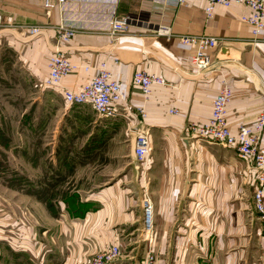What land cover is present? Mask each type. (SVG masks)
<instances>
[{
  "label": "crops",
  "instance_id": "0c3cea01",
  "mask_svg": "<svg viewBox=\"0 0 264 264\" xmlns=\"http://www.w3.org/2000/svg\"><path fill=\"white\" fill-rule=\"evenodd\" d=\"M206 4V0H185L178 6L153 0H0V48L13 51L28 76L46 80L50 56L63 50L74 68L62 78L61 89H79L101 62L122 84L124 96L114 118L100 116L87 104L56 102L55 115L61 117L58 139L69 137L82 146L101 140V155L116 160L117 174L135 161L137 129L148 128L152 144L149 161L136 173L133 186L124 187L126 181L119 176L88 197L94 206L81 216L61 205L56 215L47 210L54 224L40 233L49 242L43 248L28 244L20 251L24 258L29 256V264H85L112 244L119 245L121 253L123 240L142 228L139 200L144 175L154 206L155 251L164 252L160 240L168 239L173 225L181 221L183 226L177 229L183 232L177 238L182 239V248L174 264H264L261 222L253 210V170L232 148L183 133L190 123L208 121L213 98L224 85L232 90L227 105L232 133L242 124H252L264 110V42L253 40L249 25L240 18L249 8L217 4L207 18ZM122 16L127 17L126 31L112 35L111 20ZM61 22L76 29L66 45L56 38L55 26ZM28 25L39 26L40 34L28 36ZM185 34L218 38L217 46L206 50L212 60L209 69L200 71L192 62L194 47L179 40ZM138 69L164 81L153 86L147 99L132 82ZM59 89L53 90L61 95ZM62 236L67 239L64 245L58 242ZM190 239L194 242L186 247ZM130 250L121 253L116 264H133L136 258ZM135 262L140 264L141 259Z\"/></svg>",
  "mask_w": 264,
  "mask_h": 264
},
{
  "label": "rangeland",
  "instance_id": "374dc122",
  "mask_svg": "<svg viewBox=\"0 0 264 264\" xmlns=\"http://www.w3.org/2000/svg\"><path fill=\"white\" fill-rule=\"evenodd\" d=\"M20 66L13 51L0 48V264L30 263L29 256L24 258L20 251L28 244L43 248L49 242L40 233L54 224L46 216L48 211L56 215L60 205L71 214L87 211L94 206L88 197L103 186L114 183L119 176L126 181L124 187L133 186L136 173L144 170L135 160L114 173L117 162L103 158L101 140L82 146L69 137L58 139L61 117L55 115L54 104L63 102V98L46 88L45 80L28 76ZM79 152L95 153L87 157ZM144 176L142 195H149V181ZM179 226H183L181 221L173 225L175 231L168 239L160 240L164 252L156 248L157 264L159 260L163 264L179 262L182 239L177 236L183 232L177 229ZM142 236L137 228L123 240L121 253L132 248L130 255L136 258L133 264L144 253ZM66 240L62 236L58 242L64 245ZM191 240L186 247L194 242Z\"/></svg>",
  "mask_w": 264,
  "mask_h": 264
},
{
  "label": "built area",
  "instance_id": "2783aa9c",
  "mask_svg": "<svg viewBox=\"0 0 264 264\" xmlns=\"http://www.w3.org/2000/svg\"><path fill=\"white\" fill-rule=\"evenodd\" d=\"M60 1V0H57ZM157 3L171 4L178 6L184 4L185 0H153ZM204 8L207 18L213 14V8L219 4L229 7L232 4H243L249 8V13L240 18L249 25L252 39L264 42V0H206ZM52 6V4L50 5ZM3 24L0 15V26ZM127 27V17H114L110 22V33L116 35L124 33ZM28 36L40 34V27L28 25L25 27ZM56 38L59 42L67 44L74 36L76 29L66 23H59L55 26ZM167 33V30H164ZM183 44L194 47L195 53L192 62L200 70L204 71L212 66V60L207 54V49L215 48L218 38L215 36L200 34H185L179 36ZM74 66L69 61L63 50H55L48 60V75L44 81L45 87L60 88L64 101L69 104H87L97 114L105 118L118 116L117 105L122 100V84L111 77L105 62H101L93 77L83 83L77 90L62 88L61 80ZM132 82L136 85L144 98L152 93L154 85L164 84L163 79L145 70H135L132 75ZM232 90L224 85L217 92L212 101V110L207 122L202 124L190 123L183 133L186 138H197L207 144H217L223 147H230L236 155L244 160L254 172L253 181V210L261 222V234L264 238V110L258 114L255 121L250 125L242 124L235 133H232L227 124V105L231 99ZM141 116L144 110L140 108ZM176 113L175 110H171ZM149 130L142 127L136 130L133 144V156L142 166L149 161L152 144L149 137ZM141 206L143 212L141 234L145 248L140 264H157L154 226L153 202L145 192L142 195ZM119 245H110L92 255L85 264H116L120 257Z\"/></svg>",
  "mask_w": 264,
  "mask_h": 264
},
{
  "label": "trees",
  "instance_id": "16d2710c",
  "mask_svg": "<svg viewBox=\"0 0 264 264\" xmlns=\"http://www.w3.org/2000/svg\"><path fill=\"white\" fill-rule=\"evenodd\" d=\"M84 212H85V211H84ZM84 212H82V213H79V214H71L70 212H69V213H70L71 215H74V216H81V215H83V214H84Z\"/></svg>",
  "mask_w": 264,
  "mask_h": 264
}]
</instances>
